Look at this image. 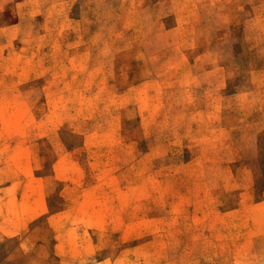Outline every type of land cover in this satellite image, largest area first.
Returning <instances> with one entry per match:
<instances>
[{
    "label": "rangeland",
    "instance_id": "rangeland-1",
    "mask_svg": "<svg viewBox=\"0 0 264 264\" xmlns=\"http://www.w3.org/2000/svg\"><path fill=\"white\" fill-rule=\"evenodd\" d=\"M0 264H264V0H0Z\"/></svg>",
    "mask_w": 264,
    "mask_h": 264
}]
</instances>
